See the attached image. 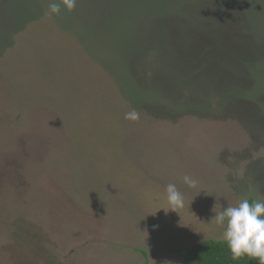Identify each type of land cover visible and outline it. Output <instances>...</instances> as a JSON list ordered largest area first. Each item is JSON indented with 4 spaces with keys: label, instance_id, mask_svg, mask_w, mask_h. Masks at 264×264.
<instances>
[{
    "label": "rangeland",
    "instance_id": "1",
    "mask_svg": "<svg viewBox=\"0 0 264 264\" xmlns=\"http://www.w3.org/2000/svg\"><path fill=\"white\" fill-rule=\"evenodd\" d=\"M51 2L0 0V264L223 240L215 212L264 200V0Z\"/></svg>",
    "mask_w": 264,
    "mask_h": 264
},
{
    "label": "clouds",
    "instance_id": "2",
    "mask_svg": "<svg viewBox=\"0 0 264 264\" xmlns=\"http://www.w3.org/2000/svg\"><path fill=\"white\" fill-rule=\"evenodd\" d=\"M61 4L68 11H72L76 6V0L51 2L48 6V14L59 15ZM125 118L136 121L139 119V113L132 110L125 114ZM183 179L190 188L196 187V180L189 176ZM166 192L171 205L169 209L176 211L177 208L184 206V196L175 184H168ZM215 213L212 219L217 225L224 227L222 237L230 249L232 259L239 260L247 256L257 260L258 264H264V200H255L250 203L245 198L240 200L236 206H227Z\"/></svg>",
    "mask_w": 264,
    "mask_h": 264
},
{
    "label": "trees",
    "instance_id": "3",
    "mask_svg": "<svg viewBox=\"0 0 264 264\" xmlns=\"http://www.w3.org/2000/svg\"><path fill=\"white\" fill-rule=\"evenodd\" d=\"M251 203L254 198L248 199ZM177 253L183 260L182 264H258L247 256L239 260L232 259V254L223 240L209 239L196 243L189 248L178 249ZM144 264H151L146 259Z\"/></svg>",
    "mask_w": 264,
    "mask_h": 264
}]
</instances>
